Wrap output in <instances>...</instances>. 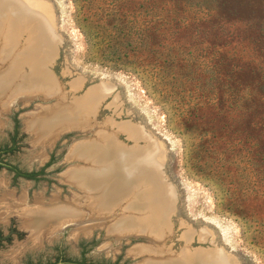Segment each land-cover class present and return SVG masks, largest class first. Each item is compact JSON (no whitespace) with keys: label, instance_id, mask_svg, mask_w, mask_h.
Wrapping results in <instances>:
<instances>
[{"label":"rangeland","instance_id":"obj_1","mask_svg":"<svg viewBox=\"0 0 264 264\" xmlns=\"http://www.w3.org/2000/svg\"><path fill=\"white\" fill-rule=\"evenodd\" d=\"M41 1L49 8L53 22L45 14L37 17L22 14L17 0H0L1 45L5 42L11 49L10 45L14 43V52H21L25 57L28 56L27 59H34L31 53L39 50L46 64L43 69L53 80L49 87L58 89V93L42 91L28 98L14 96L10 101L6 98L0 101V147L10 145L13 118L19 122L16 149L4 157L6 162L24 171H37L48 164L35 183L13 181L11 174L0 169V199L3 201L0 204V231L5 234L9 226H14L21 233L20 238L13 236L10 244L0 248V264H25L27 256L33 260L40 259L43 263L48 262L56 255L55 245L66 256L74 258L79 256L80 242L87 244V261L98 264H143L149 259L148 256L138 255L134 251L139 248L157 249L159 244L166 252L165 259H176L179 255L197 252L204 255L217 249L231 257L235 264H260L254 244H262L263 240L253 235L250 241L246 235L243 236L238 216H246L244 218L247 219L254 214L264 223V165L259 166V174L252 178L253 184L246 186L241 173L246 164L244 158L251 148L264 152V131H249L251 111L264 117V0L186 2L185 8H191L196 15L211 12V21L222 29L204 31L203 37L199 35L202 30L190 24L186 32L185 38L192 45L193 70L205 89L204 95L210 96V92L215 91L217 98L215 106L204 105L203 101L192 104L187 101L188 98L181 100L177 107L183 109L177 111L183 110L184 118L165 114V109L157 106L151 92L132 74L104 68L99 63L101 55L105 54L102 49L96 53L99 61L89 55L86 42L74 21L72 0ZM97 2L102 10H117V15L123 16L120 20H127L128 23L149 21L155 10H166L164 0ZM39 20L45 21L47 33H38ZM14 23L18 25L16 30ZM36 35L41 39L40 45ZM3 37H6V41ZM212 45L216 47L212 48ZM8 60L0 61V74L7 64H11ZM30 70V63L25 61L21 72L30 74ZM218 73L222 77L219 88L214 84ZM100 82L111 85L113 90L96 104L93 115L82 129L58 132L49 144H41L28 131L26 122L30 116L53 108L61 96L69 103L83 99ZM34 85L38 86L36 83ZM230 88L234 90L233 93ZM249 93L254 94L252 102L243 99ZM134 128L143 133L133 135ZM185 128L186 135L182 137ZM209 128L216 130L222 138L218 141L219 147L223 148L226 143L232 144L227 157L237 162V166L228 165L220 170L219 174L223 175H219V185L207 179L214 170L207 155H201L202 151L187 155L185 151L187 145L199 143L198 136ZM147 135L151 143L141 137ZM105 136L114 137L118 146L124 148L123 152L138 155L135 157L138 162L146 160L143 156L146 153L148 157L155 158L161 152L155 158L154 174L159 176L169 196L172 194L175 197L173 210L169 212L167 220H163L162 238H154L149 228L134 231L136 234L131 233L129 236L127 233L121 237L111 236L107 231L115 221L111 219L104 225L92 226L87 234L77 231L78 226H74L75 229L68 226L55 233L50 230L41 239H35L32 233L23 228L19 212L37 205L35 202L39 197L44 204L54 197L70 205L78 199L82 200L85 194L69 185L65 175L71 169L83 168L86 162L75 159L70 152L76 146L98 142ZM141 189L148 192L152 186L141 185ZM251 190L260 197H241L243 193L246 197ZM20 197H24L23 206L19 204ZM82 208L80 210L83 212ZM153 209L149 206L151 215L149 211H139L136 215L154 218ZM117 214L120 215L121 211ZM251 225L254 228V224ZM258 228L264 230L260 226Z\"/></svg>","mask_w":264,"mask_h":264},{"label":"bare ground","instance_id":"obj_2","mask_svg":"<svg viewBox=\"0 0 264 264\" xmlns=\"http://www.w3.org/2000/svg\"><path fill=\"white\" fill-rule=\"evenodd\" d=\"M17 1L18 9L22 14H32L36 17L37 15L45 14L53 22L49 8L41 0ZM40 22L37 26L38 33H47L45 21L42 20ZM13 25L14 30H16L18 25L16 23ZM36 37L40 45L41 39L38 35ZM4 40L6 41V37ZM1 44L0 61L9 59L8 62H11V64H7L3 73L0 74V101L3 98L10 101L14 96H22L24 98L27 96L28 98L36 92L42 91L58 93V89L55 86L52 87L53 89L49 87L53 83V80L43 69V66L46 64L41 59L39 50L34 49L35 51L31 53V57H34L35 60L29 59L30 57L27 59L28 56L25 57L21 52H14L15 50L12 49L14 43L10 45L12 50L8 48L7 43ZM25 61L30 63L32 67L30 74L21 72ZM35 83L39 87H35ZM98 84L83 99L69 103L65 100V97L61 96V99L53 108L30 116L26 122L28 131L33 133L41 144L43 142L49 144L60 132L86 126L90 116L93 115L95 106H97L96 104L113 90L111 85L102 82ZM141 133L136 128L133 129V135H141ZM141 137L147 143L152 142L148 135ZM122 149L115 142L114 137L108 136L101 137L98 142L93 141L81 144L73 150L71 149L70 155H74L79 160H84L86 164L83 168L71 169L66 173L65 178L70 185L75 186L83 192L85 194L84 197L82 200H76L73 205L60 203L56 197L47 204L37 201V205L29 208L26 207L22 211L24 226L31 233H34V235L51 229L54 232L53 230L57 226L61 225V227H65L68 224H72V227L78 226L76 230L79 232H88L92 229V226H101L113 219L115 221L107 230L110 235L121 237L123 233H127V236H129L131 233L136 234L134 231H143V229L149 228L152 231V234H150L154 238L161 239L164 231L163 220L173 210L175 202V197L172 194L169 196L162 182L159 181V176L154 174L155 158L161 155V152L156 154L155 158L148 157L147 153L143 155L147 163L146 160L136 161L135 157L138 155L132 152H123ZM140 184L143 187L145 184H151L152 189L148 192L143 191ZM2 202L0 199V204ZM23 202L24 197H22L19 203L20 206L24 205ZM149 206L154 208L155 213L152 212L154 213V218L150 216L151 210L149 211ZM80 208L84 209V211L82 212ZM85 210L88 213L85 214ZM119 210L121 211L120 215L117 214ZM139 211H149L150 215L144 218L137 217L136 214L140 213ZM82 218H86V220L84 221ZM92 222L94 223L90 226L89 224ZM82 224L83 227L81 226ZM134 253L148 256L149 259L147 258L148 260L143 264H235V261L231 257L217 249L204 255L198 252L190 255L182 254L176 259L171 257V259H165L166 256L164 254L166 252L163 251V246L160 244L157 249L139 248Z\"/></svg>","mask_w":264,"mask_h":264},{"label":"trees","instance_id":"obj_3","mask_svg":"<svg viewBox=\"0 0 264 264\" xmlns=\"http://www.w3.org/2000/svg\"><path fill=\"white\" fill-rule=\"evenodd\" d=\"M187 1L164 0L166 10H155L149 21H142L139 24L138 21L131 23L127 20L121 21L120 18L123 16L117 15V10H102L97 0H72L75 8L74 21L86 42L89 55L99 61L96 53L102 49L105 54L101 55L99 63L112 71L135 76L143 87L151 92L157 106L165 109L164 113L170 117H183L184 111H177L183 108L177 106L185 98H188L187 101L192 104L203 101L204 105L212 104L213 106L217 98L215 91L210 92V96L204 95L205 89L199 82L198 74L193 70L194 60L190 51L192 45L185 37L190 24H195L198 29H201L202 32L199 35L203 37L204 31H214L215 28L220 31L222 28L211 21L213 17L211 12L196 15L191 8H185ZM213 46L212 48L216 47ZM221 81L222 77L218 73L214 80L217 88L221 87ZM230 92L233 93L234 90L230 88ZM253 98L254 94L249 93L245 94L243 99L252 102ZM254 112L250 113L252 115L249 131L263 132L264 117ZM257 118L260 120H256ZM186 131L185 128L184 133L181 134L182 137H185ZM198 137L199 143L186 146V154L191 155L202 151L201 155H207L214 169L213 175L208 176L207 179L219 185L220 176L223 175L219 174L220 170L227 168L228 165L237 166L236 161L227 157L230 153L228 148L232 144L226 143L223 148L219 147L218 141L222 138L213 128H209ZM244 160L246 164L242 167L241 173L247 186L254 183L252 178L259 174V166L264 165V152H259L258 148L256 150L251 148ZM26 177L34 178V175H26ZM253 196L260 197L254 190L247 192L246 197L244 193L241 195L244 199ZM238 217L241 221L243 236L246 235V238L250 240V237L255 235L258 240H263L262 244L254 245L260 264H264V230L258 228V226L264 228L263 221L254 214L247 219L244 218L246 216ZM251 224H254V228Z\"/></svg>","mask_w":264,"mask_h":264},{"label":"flooded vegetation","instance_id":"obj_4","mask_svg":"<svg viewBox=\"0 0 264 264\" xmlns=\"http://www.w3.org/2000/svg\"><path fill=\"white\" fill-rule=\"evenodd\" d=\"M13 119H14L13 120L14 121L13 122V131H12V134H11V137H10V140H9L10 141L9 142L10 145L0 147V169H5L9 174H11L13 181L25 180V181H29V182H34L35 183V182L39 181V177L44 173L45 167L48 164H44L37 171H24V170L19 169L17 166H14V165L6 162V160L4 159V157L10 155L16 149L19 122L16 120V118H13ZM52 140H54V139H52ZM43 143H45V142H43ZM71 159L73 160L74 158L72 157ZM75 159H76V157H75ZM26 175H34V178H27ZM72 187H74V186H72ZM53 199H55V197ZM53 199H51L50 202ZM21 200H22V197H20L19 203L21 202ZM37 201L42 202L40 197L38 199H36V202ZM73 203H71V204H73ZM23 204H24V202H23ZM68 204H70V203H68ZM19 214H20L21 223H22L23 228L28 230V228H26L24 226L22 212H19ZM71 225L72 224H68L65 227L63 226L64 228L61 227V225L57 226L56 229L53 230L54 231L53 233L58 232L60 230H63V229H65V228H67L68 226H71ZM28 231L30 232V230H28ZM48 231H50V230H48ZM48 231H44V232L42 231L41 233L39 232V233H36L35 235H34V233H32L31 235L35 239H38V238L41 239V237L45 236L46 233H49ZM51 231H52V229H51ZM82 232H84V231H82ZM84 233H86V232H84ZM87 233H89V232H87ZM13 236H15L17 239L20 238V236H21V233L18 230H16V228L14 226H9L8 230H7V233H5V234L0 231V248H2L3 245L10 244ZM86 246H87V244L80 242L78 244V248L80 250L79 256L73 258V257L66 256L64 254V252L62 250H60L58 248V246L55 245L53 248H54V250L56 252V255L54 256V258L52 260L43 263V262H41L40 259L33 260L29 256H27V258H25V260H24V263L25 264H98V263H90L85 258V248H86Z\"/></svg>","mask_w":264,"mask_h":264}]
</instances>
